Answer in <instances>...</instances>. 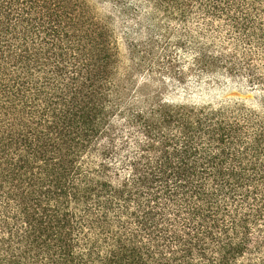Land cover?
Masks as SVG:
<instances>
[{
    "label": "trees",
    "instance_id": "1",
    "mask_svg": "<svg viewBox=\"0 0 264 264\" xmlns=\"http://www.w3.org/2000/svg\"><path fill=\"white\" fill-rule=\"evenodd\" d=\"M220 79L264 0H0V264H264V110L167 96Z\"/></svg>",
    "mask_w": 264,
    "mask_h": 264
},
{
    "label": "rangeland",
    "instance_id": "2",
    "mask_svg": "<svg viewBox=\"0 0 264 264\" xmlns=\"http://www.w3.org/2000/svg\"><path fill=\"white\" fill-rule=\"evenodd\" d=\"M121 42L122 51H125V43ZM169 99L174 102H185L193 104H210L218 106L234 100H243L257 108L264 110L257 102V92L242 85L227 80L188 82L184 86H172L167 92Z\"/></svg>",
    "mask_w": 264,
    "mask_h": 264
}]
</instances>
